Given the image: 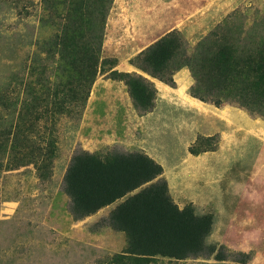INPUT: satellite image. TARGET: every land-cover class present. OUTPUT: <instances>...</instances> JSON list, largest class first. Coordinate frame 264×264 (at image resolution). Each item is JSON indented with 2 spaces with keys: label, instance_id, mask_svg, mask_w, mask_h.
I'll return each mask as SVG.
<instances>
[{
  "label": "rangeland",
  "instance_id": "374dc122",
  "mask_svg": "<svg viewBox=\"0 0 264 264\" xmlns=\"http://www.w3.org/2000/svg\"><path fill=\"white\" fill-rule=\"evenodd\" d=\"M108 4L105 68L153 81L149 112L136 108L125 80L110 70L97 76L86 99L57 95L60 54L49 52L55 29L43 26L42 0H0V264H137L122 256L125 234L103 224L112 206L81 220L69 211L65 174L81 150L102 158L145 152L163 165L180 207L213 214L207 241L224 259L214 253L149 264H264V115L233 100L216 104L208 87H193L191 70L195 55L264 29V0ZM173 32L182 49L172 87L136 63Z\"/></svg>",
  "mask_w": 264,
  "mask_h": 264
},
{
  "label": "trees",
  "instance_id": "16d2710c",
  "mask_svg": "<svg viewBox=\"0 0 264 264\" xmlns=\"http://www.w3.org/2000/svg\"><path fill=\"white\" fill-rule=\"evenodd\" d=\"M108 1L112 0H42L43 26L55 29L48 49L55 53L58 48L60 54L61 81L55 93H64V100L86 99L97 76L110 70V76L125 80L136 108L149 112L157 95L154 82L141 74L105 68L101 48ZM181 46L178 34L163 36L141 53L136 66L173 87L171 68ZM191 70L197 82L193 87H208L218 96L216 104L233 100L264 115V29L243 42L221 43L218 50L195 55ZM192 92L206 100L201 93ZM163 172V165L142 151H114L102 158L81 150L65 174L69 211L74 220H81L122 199L103 224L125 234L127 246L122 256L137 264H149L158 257L184 260L214 253L224 259L207 241L214 228L213 214H198L192 204L180 207Z\"/></svg>",
  "mask_w": 264,
  "mask_h": 264
},
{
  "label": "crops",
  "instance_id": "0c3cea01",
  "mask_svg": "<svg viewBox=\"0 0 264 264\" xmlns=\"http://www.w3.org/2000/svg\"><path fill=\"white\" fill-rule=\"evenodd\" d=\"M151 156V155H150ZM122 200V199H121ZM121 200H118V201H121ZM118 201H116V202H114V203H112V204H110V205H107V206H105V207H103V208H101L98 212H96V213H94V214H92V215H90V217H92V216H94V215H96L97 213H100V212H102L104 209H106V208H109L110 206H112V210L119 204V202ZM111 210V211H112ZM111 213V212H110ZM109 216V215H108Z\"/></svg>",
  "mask_w": 264,
  "mask_h": 264
}]
</instances>
